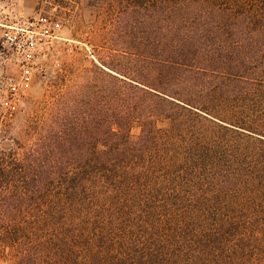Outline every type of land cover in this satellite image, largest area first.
Returning a JSON list of instances; mask_svg holds the SVG:
<instances>
[{"label": "trees", "instance_id": "16d2710c", "mask_svg": "<svg viewBox=\"0 0 264 264\" xmlns=\"http://www.w3.org/2000/svg\"><path fill=\"white\" fill-rule=\"evenodd\" d=\"M58 1L113 29L0 142V264H264V0Z\"/></svg>", "mask_w": 264, "mask_h": 264}, {"label": "rangeland", "instance_id": "374dc122", "mask_svg": "<svg viewBox=\"0 0 264 264\" xmlns=\"http://www.w3.org/2000/svg\"><path fill=\"white\" fill-rule=\"evenodd\" d=\"M73 3L74 1L69 2L70 5H74ZM0 10V14L8 16L6 19L2 18V22H8L11 16L32 17L42 13L63 24L62 39L53 44L46 57L45 72L36 73L29 82L24 104L13 115H9L6 105L0 103V142L5 137L16 138L26 142L24 145L29 147L32 140L27 127L42 119L57 98L67 88L72 89L86 71L93 68L92 64L96 61L87 54L91 51L97 59V55L103 53L100 47L102 38L113 27L110 25V13L107 9L98 10L93 7L81 11L77 8L71 10L62 6L58 0H0ZM21 69L17 56L2 49L0 44V77L18 79ZM133 133L138 134V129H133ZM2 256L4 252L0 245V257Z\"/></svg>", "mask_w": 264, "mask_h": 264}, {"label": "built area", "instance_id": "2783aa9c", "mask_svg": "<svg viewBox=\"0 0 264 264\" xmlns=\"http://www.w3.org/2000/svg\"><path fill=\"white\" fill-rule=\"evenodd\" d=\"M7 17L0 14V22ZM9 18L8 22L1 23L3 32L0 44L2 49L17 56L22 69L18 79L0 77V103H4L8 114L13 115L24 104L25 90L32 77L45 72V59L53 44L62 39L63 24L42 13L32 17ZM87 56L97 62L93 52L89 51Z\"/></svg>", "mask_w": 264, "mask_h": 264}]
</instances>
